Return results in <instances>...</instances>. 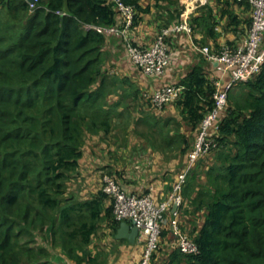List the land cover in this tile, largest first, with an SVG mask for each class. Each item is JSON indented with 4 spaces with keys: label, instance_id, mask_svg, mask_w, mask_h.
Segmentation results:
<instances>
[{
    "label": "trees",
    "instance_id": "obj_1",
    "mask_svg": "<svg viewBox=\"0 0 264 264\" xmlns=\"http://www.w3.org/2000/svg\"><path fill=\"white\" fill-rule=\"evenodd\" d=\"M122 1L135 8L132 30L153 11L158 33L183 21L182 0ZM235 6L251 11L239 0H214L189 15L201 46L210 38L216 49L238 43L235 38L219 44L222 32L215 28L221 23L238 38L247 35L251 17ZM119 21L111 0H38L34 12L28 0H0V264H66L56 257L58 247L75 264H107L104 252L89 247L105 227L116 239L121 222L109 196L101 189L83 199L68 192L90 138H104L133 121L134 133L151 147H179L183 155L195 150L215 103L210 63L199 53L180 80V119L150 103L152 112L131 121L126 97L138 102L142 92L130 82L127 96L118 94L119 83L127 80L106 67L110 40L123 37L89 27ZM179 33L167 37L170 54V40ZM232 90L209 148L180 172L188 169L179 210L185 205L184 214L200 221L188 232L198 250L184 253L172 241L165 264H264V63ZM113 94L118 98L110 102ZM161 235L171 238L165 228ZM165 251L159 242L149 262Z\"/></svg>",
    "mask_w": 264,
    "mask_h": 264
},
{
    "label": "built area",
    "instance_id": "obj_2",
    "mask_svg": "<svg viewBox=\"0 0 264 264\" xmlns=\"http://www.w3.org/2000/svg\"><path fill=\"white\" fill-rule=\"evenodd\" d=\"M120 11V21L110 27L89 25L107 35L121 36L128 41V54L133 63L148 76H164L171 62V54L167 37L171 33H192L188 22L189 14H182L183 21L174 26L164 28L148 46L132 44L129 34L132 31L135 8L122 0H111ZM251 7V23L246 38L234 45L226 44L220 49L211 45L199 46L198 51L211 64L210 79L215 86L214 108L204 118L198 135L195 150L190 153L192 160L207 151L210 142L208 137L218 127V121L224 112L230 91L238 82L248 81L259 72L264 63V0H239ZM38 0L29 1L32 11L36 9ZM119 23V25H118ZM219 28L216 27V30ZM185 87L180 83L168 84L158 88L149 95V99L158 110H163L183 94ZM147 95V96H148ZM185 170L174 184V193L167 199L157 202L151 192H128L113 176L104 178L103 191L112 200L114 218L120 222L134 221L139 227L137 240L145 241L146 248L142 264H149L153 251L157 249L161 232L164 228L167 212L174 204L182 203L180 195L182 184L186 179ZM175 215L177 212L174 213ZM172 232L176 235V246L184 253H196V243L186 234L178 220L171 223Z\"/></svg>",
    "mask_w": 264,
    "mask_h": 264
},
{
    "label": "crops",
    "instance_id": "obj_3",
    "mask_svg": "<svg viewBox=\"0 0 264 264\" xmlns=\"http://www.w3.org/2000/svg\"><path fill=\"white\" fill-rule=\"evenodd\" d=\"M183 1L184 0H182V4L186 5ZM208 1L214 3V0H207L206 2ZM146 2L153 1L148 0ZM234 8L236 12L241 16L245 15L251 17V11L247 15L242 12V7L235 6ZM185 11L186 6L184 7L183 12ZM154 15V11L151 14L145 15L143 22L139 24V26H137L135 30L131 31L130 37H132V39H136L138 42L140 41V43L151 42L159 31L158 23L156 22ZM216 27L219 28L217 30L218 32H222V35L218 38L219 44L224 45L228 40H234L235 38H237V42H242L246 38L245 33L241 34L240 38H238L233 34V32L223 30L222 23L216 25ZM201 38L202 35L197 32L195 33V31H193L191 34L181 32L176 37H173L170 40L171 64L169 65L165 75L160 77L148 76L144 74L141 69L133 63L128 54V41H126V39L120 38L119 40H117L115 38H112L110 40V43L108 44L110 57L106 64L107 70L109 71V74L111 76H116L127 80L123 84L119 83L118 94H126L127 96V94L129 93L130 82L133 83L134 87L139 88L142 92L138 102L133 101L131 95H128L126 97L129 106H131V121L138 116H141V112H152L150 107V103L152 102L149 99L148 94L153 93L158 88L164 85L180 83V80L189 71L192 65H194V63L198 61L200 53L198 51V47L201 46L199 44V40ZM207 41L208 42L204 45H211V47L213 48L215 47V41L213 39L210 38ZM211 72L212 71H210L209 75L211 74ZM122 88L128 89V91H123ZM115 96L118 98V95L115 94ZM175 103L176 102L171 103L165 108L164 116H174L176 118H180L179 109L177 108ZM119 110H123V107H121ZM119 128L120 127H116L114 131H112L108 136H105L104 138L101 136H94L88 140L84 147L83 157L80 160V174L76 177L75 181H78L79 176H82L86 177L89 182L98 184L99 186V182L102 181L101 176L105 172H112V174H114L118 178L123 188L128 192H151L157 202H161L163 198L167 199L173 190L172 181L174 179H177L176 176H178V172L175 171L173 167V159L171 158L167 160L165 157L163 158L159 156L160 154L157 151L149 149V146H146V144L142 145V140H138V138H133L132 140L130 137L131 135H128V137L119 144L117 142L119 141L118 137L113 136L116 130H119ZM130 131H133L132 133L134 134V136H136V134L134 133V126L132 124L130 125ZM140 147H146L147 149H143L140 152L143 154H139L140 156L136 154L134 159H140L142 161L141 158H146L148 156L157 157V154H159L158 156L160 157V160H157V162L162 164L166 163V165H163L164 169H162L160 173H156V171L158 170V168H156L154 170L155 174H152L149 178L146 176V174L143 173L144 168H141L139 173L136 174L133 170L130 171L127 168L128 163L127 159H125L127 158V154H123L124 151H127V148H133L134 150V148L136 149ZM122 159L126 160L124 161L123 165L121 164ZM97 189H101V186L93 189L91 191L92 195L96 194L99 191ZM92 195H90L89 197H91ZM180 205L178 206L176 215L174 214L175 212H173V210H171L170 214L167 213L168 215L166 216L164 228L166 230H169L170 235L172 232L171 223L174 219L178 220L181 225L180 220L184 219L185 217V221L181 220L183 223L181 226L188 231L192 230L193 226L195 225L192 224V222H196V225H201L200 221L193 220L194 215L187 216L184 214L185 205L183 206V208H181V210H179ZM103 230L106 233V238L104 239V243H107L106 246H116V249L120 251L119 258L118 260H115V264H136L140 261V256L143 252V245H141V243H138L137 240L135 243H130L127 239L126 240L128 242H119L116 240H120L117 237L114 240L108 228L105 227ZM175 239L176 238L171 235L170 239L168 238L167 240L165 239L161 241V244L165 247L166 251L163 252L162 255H157L154 262L155 264H165V260H167L169 256L168 254H170L173 249L172 241H175ZM169 240L170 242H168ZM89 249L93 253V244L90 245ZM106 250H108V248L103 247L102 252H104L105 254L107 253ZM106 256L108 257L107 264L114 262L112 255ZM63 262L68 263V261Z\"/></svg>",
    "mask_w": 264,
    "mask_h": 264
},
{
    "label": "rangeland",
    "instance_id": "obj_4",
    "mask_svg": "<svg viewBox=\"0 0 264 264\" xmlns=\"http://www.w3.org/2000/svg\"><path fill=\"white\" fill-rule=\"evenodd\" d=\"M146 1H148V0H146ZM206 1L207 0H184L183 2H185V4H186L185 5L186 6V11L184 12V14L185 15H187V14L191 15L194 10H197L198 7H200L201 5L207 3ZM243 16H245V15H243ZM130 34H129V36H130ZM149 43H146V44H149ZM232 92H233V90L230 91V94ZM116 99H117V97L115 95L109 97V100L111 102L115 101ZM184 130H186V128H184ZM132 132L130 131V126L129 127L126 126L124 128L123 127H120L119 130H116V132H115V134L113 136H117L118 137L119 141H117V142L119 144L121 142H123V140L125 138H127L128 135H131L130 137H131L132 140H133V138H138V140H142V143H143L142 145H145L146 144V146H149L148 143H147L148 140H145L142 136L137 135L136 133H135L136 136H134V134ZM184 133L185 134H188V130L187 131H184ZM197 140H198V138H197ZM197 140H196V143H197ZM104 144H107V143H104ZM174 148H176V147H174ZM143 149H147V148L146 147L145 148L144 147H140V148H136V149L134 148V150H133V148H127V151H124L123 154H127V158H125V159H127V163H128L127 168L130 171L133 170L135 172V174H136V173H139V171L141 170V168H144L143 173L146 174V176L149 177V178L151 177L152 174H155L154 170L156 168H158V170L156 171V173H160L161 170L164 169L163 165H166V163H163L162 164V163H158L157 162V160H160L159 159L160 158L159 156H161L163 158L164 157L166 158V156H171V158L173 159V161H172L173 167H174L175 171L178 172V174L180 172H182L183 169L187 168L188 166L193 165L195 163V160H196V159H194V160L191 159L190 153H187L186 155L181 154V151H179V147L177 149H165V150L162 149V150H160V149H157V148H154V147H151V146H149V149H152L153 151H157L160 155L157 154V157L148 156L146 158H141L142 161L140 159L139 160L134 159V157H135L136 154H138V156H140L141 154H143V153H140ZM124 161H126V160L122 159V161H121V164L122 165L124 164ZM181 174L182 173H180L178 176H176V178L180 177ZM106 175H109V173L108 172L107 173L105 172L101 176V180L102 181L99 182L100 183L99 186H98V184H93V183L89 182L86 177H82V176H79L78 181H75V179L77 177V176H75L74 178L71 179L70 182H68V192L69 193L70 192H73V193L79 195L80 198H82V199L83 198H87L90 195H92L91 191L93 189L98 188V187L101 186V190H103L104 178H105ZM178 180H179V178L178 179H174L172 181L173 190H172V192L170 191L171 192L170 195H172L174 193V184L176 182H178ZM97 190L100 191V189H97ZM163 200H165V198H163L161 201H163ZM108 202L112 206V201L110 200L109 197H108ZM167 213L170 214L171 212L169 211ZM167 215L168 214H166V216ZM174 220H172V221H174ZM181 220H184L185 221V217H184V219H181ZM181 220H180V222H181V225H182L183 223H182ZM192 224H196V223L195 222H192ZM181 225H180V227L182 228ZM182 230H183V228H182ZM186 231H187V233L185 231L184 232L186 234H188L189 231L187 229H186ZM105 236H106L105 231L103 229H100L99 232H98V234L95 236V239L93 240V243H92L93 244V253H95V252H102L103 247L108 248V250H106L107 253H105V255H112L113 256V260H114L113 263H108V264H115V260H118V258H119L120 251L118 249H116V246L115 247H108V246H106L107 243H104V239L106 238ZM165 239L166 238H165L164 235H160L159 242H161V241H163ZM137 242L138 243H141V245H143V252H142V255L140 256L141 257L140 261L138 263H136V264H142V261L141 260H142V257H144V250L146 248V243H145V241H142V240H137ZM91 249H92V247H91ZM55 254H56V257L57 256L58 257L61 256V258H63L62 261H65V262L68 261V263L66 262V264H73V262H74V261H71L70 259H68L63 254L62 249L60 247H58L56 249ZM158 254L159 255H162L163 253L160 252ZM57 259L58 258H56L54 260L55 263H57ZM154 262H155V259H154ZM154 262L153 263L152 262H149V264H155ZM74 264H75V262H74Z\"/></svg>",
    "mask_w": 264,
    "mask_h": 264
},
{
    "label": "water",
    "instance_id": "obj_5",
    "mask_svg": "<svg viewBox=\"0 0 264 264\" xmlns=\"http://www.w3.org/2000/svg\"><path fill=\"white\" fill-rule=\"evenodd\" d=\"M30 2H33V0H28ZM119 25V23H118ZM178 209V204H174L173 206V212H176ZM139 227L136 225L134 221H122L120 223V226L117 230L116 237L119 239H127L130 243H135L137 238L139 237ZM171 235H173L174 238H176V235L171 232Z\"/></svg>",
    "mask_w": 264,
    "mask_h": 264
}]
</instances>
